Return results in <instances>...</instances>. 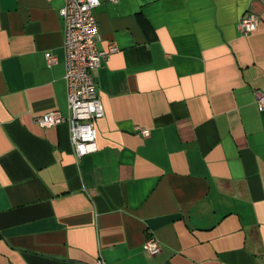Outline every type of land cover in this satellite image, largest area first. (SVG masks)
<instances>
[{
  "label": "crops",
  "instance_id": "1",
  "mask_svg": "<svg viewBox=\"0 0 264 264\" xmlns=\"http://www.w3.org/2000/svg\"><path fill=\"white\" fill-rule=\"evenodd\" d=\"M63 3L0 0V264H264V0H100L82 156L36 122L67 113Z\"/></svg>",
  "mask_w": 264,
  "mask_h": 264
},
{
  "label": "built area",
  "instance_id": "2",
  "mask_svg": "<svg viewBox=\"0 0 264 264\" xmlns=\"http://www.w3.org/2000/svg\"><path fill=\"white\" fill-rule=\"evenodd\" d=\"M115 2L116 0H107ZM100 0H64L59 8L63 21L64 74L66 84L67 113L50 110L40 115L36 122L42 126L55 125L67 121L73 151L82 156L96 150V119L104 115V108L97 93L92 69L97 67L102 57L116 49L109 47L107 51L97 47L100 30L94 14ZM260 16L253 12L241 15L236 23L238 32L247 35L259 24ZM48 66L56 61V56L45 51ZM255 101L260 109L264 108V92L254 90ZM143 136L149 135V129L138 127ZM148 255L161 250V243L154 235H148L142 243ZM75 264H107L98 257L93 263L76 262Z\"/></svg>",
  "mask_w": 264,
  "mask_h": 264
}]
</instances>
